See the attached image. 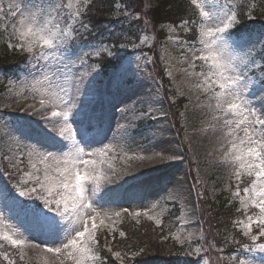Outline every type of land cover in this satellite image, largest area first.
<instances>
[{"label":"rangeland","instance_id":"1","mask_svg":"<svg viewBox=\"0 0 264 264\" xmlns=\"http://www.w3.org/2000/svg\"><path fill=\"white\" fill-rule=\"evenodd\" d=\"M92 1L61 0L67 11L61 13L58 27L73 35L66 37L57 50L41 58L39 53L46 49L41 48L39 42H33L32 53L15 46L25 26L21 25L20 17L11 15L10 6L18 12L20 7L25 6L22 0H0V8L3 9L0 11V67L6 63H20L17 54H27L28 62L32 60L28 71L22 73L27 63L15 80H4L3 70L0 69V87L4 89L0 92V235L10 241H23L22 244H12L20 249L21 264H78L81 253L62 248L64 234L54 235L47 229L39 228L34 211L20 210L19 205L22 204L19 201L44 208L43 199L38 197L46 195L47 188L51 187L53 195L48 197L50 201L63 195L71 206V198L64 189L57 187L60 178L57 168L71 171L79 167L81 174L88 175L84 182L88 191L84 193L87 204L78 211L90 229V235L84 238L89 252L82 264H102L109 256L115 264H129L131 261L157 264L163 257L155 245L165 248L168 241L169 245L179 247L204 238L211 243V225L215 214L207 219L205 212L202 234L194 183L199 188L198 193H206L205 210L207 205H225L227 199L237 207L240 219L234 224L249 242L230 254L222 253L223 249L229 248V242L225 247L211 244V249L203 242L199 246L201 251L197 247L192 249L195 254L188 252L189 262L202 258L197 264H264V250L258 247L264 244V236L260 235V228L264 227L260 224L264 213L258 206L264 197L257 195L260 184L255 175V165L260 162L246 157L243 161L245 166L240 167L241 161H234L231 157L228 161L222 159L231 148L230 142H236L238 148L242 147L239 140L244 138L245 127L252 130L248 124L252 117L248 116V120L240 123L246 112L232 116L216 109V94L221 92L218 84L222 81L212 76L206 84L200 73H208L209 64L195 58L206 54L198 51L204 46L201 32L206 27L215 26L212 20L205 19L192 3L202 19L197 23V40L189 39L190 31L196 25L184 21L178 26L165 24L156 27L151 23L148 12L159 0H135L134 7L141 6L139 19L142 21V16L145 17L149 32L141 36L140 43L135 40L127 42L128 37L126 42L114 48L113 44L97 39L78 46V52L74 53L70 42L77 20L72 14H82ZM237 1L198 0V3L209 12L210 17L213 14L218 20L232 17V24L225 35L231 37L230 45L232 41L241 39L243 43L239 47H229L220 62L227 63L230 58L232 67L250 78L244 95L246 102L260 115L264 105V90L261 87L264 84V59L259 54L264 53V37L256 33L240 38L230 34L239 23L233 10ZM246 1L249 6L247 15L251 19L259 0ZM131 7L120 0L113 4L111 10L107 5L104 8L106 20L102 23L114 19L116 23L110 30L123 32L128 26L120 25L123 18H128L127 9ZM96 8L93 7L86 17L100 23L102 16ZM65 16L71 23L63 19ZM153 45L157 49V69L163 71L170 83L166 88L170 100L174 106L183 100L177 115L183 126V141L190 153L192 169L183 161L181 144L152 73L151 57L145 52L133 51L141 46ZM102 54L123 61L121 69H124L126 82L122 77L117 78L118 69L106 75L99 62L94 60ZM34 58L36 61H33ZM224 74L228 76L232 72L225 70ZM132 77L135 79L131 80ZM205 88L208 90L205 91ZM219 100L226 108L225 97L220 96ZM243 107L244 104H241V109ZM53 111L60 112L61 116L53 117ZM64 113H67L66 120ZM174 118L177 121V116ZM261 118L264 119V115ZM85 119L88 123L84 124ZM226 120L231 123L226 124ZM238 123L240 128L236 127ZM230 130L232 135H227ZM60 131H63V137L56 135ZM68 138L71 139L67 145ZM77 143L86 154H90L83 156L91 161L87 166L78 164L73 155ZM49 153L51 156L44 159ZM236 154L233 152L232 156ZM2 161L14 170L17 181L7 182ZM249 164L251 168L247 166ZM46 175L56 179L45 180ZM254 181L257 184L255 189L251 187ZM41 182L46 185L45 190L40 189ZM33 187L37 188L34 193L30 191ZM246 188L248 192L244 191ZM21 191L26 194L21 196ZM198 195L200 199L201 194ZM173 205L178 207L180 215L173 232L167 233L172 223L165 217L170 214ZM51 207L55 209L56 204L53 202ZM225 207H229V203ZM60 210H63V203ZM44 211L48 209L44 208ZM69 213L71 215V207ZM89 218H94V221ZM123 219L136 223L147 219L157 227L163 226V232L156 239L148 232L145 239L149 244L139 248V252L135 253L139 257L135 258L133 252L136 245L132 243L144 236L145 228L141 226V231L129 230ZM93 222L95 228H92ZM98 231H101L98 235L104 242L98 240ZM253 236L258 239L253 240ZM48 248H61V251L49 252Z\"/></svg>","mask_w":264,"mask_h":264},{"label":"snow or ice","instance_id":"2","mask_svg":"<svg viewBox=\"0 0 264 264\" xmlns=\"http://www.w3.org/2000/svg\"><path fill=\"white\" fill-rule=\"evenodd\" d=\"M22 3L25 5L19 8V11H13L10 6V12L12 16L20 17L21 25H24V30L19 33L18 43L15 45L18 48L26 50L29 53L34 51V43L39 42V46L46 51L39 53V56L43 58L45 55L51 54L53 51L57 50L60 47V44H63L66 37L72 36V32L62 31L58 24L60 22L61 13L66 12L67 8L64 4L61 3V0H22ZM192 3L200 9L203 17L207 20H212L213 26L206 27L202 29V44L203 48L198 51L206 53L204 55L196 56V59L203 60L209 64L208 73H200L204 77L205 83L211 79L212 76L217 77L218 80L222 81L218 84L220 93L217 95V104L216 109L223 111L225 115L229 113L232 116L240 114L241 111L246 112L247 115L244 116L243 120L240 123H243L245 120H248V116L252 117V120L248 121V124L251 126V131L249 127L243 129V136L239 140V145L242 146L238 148L236 142H230L231 148L225 152L224 161H228L231 157L234 161H241L240 167H244L245 164L243 161L246 157L255 158L260 163H257L255 167L257 171L255 173L257 180L259 181L260 188L257 193L258 196L264 197V119L261 118L264 115V105L261 106V114L257 115V112L254 108L250 106L249 102H246L244 95V89L248 88V80L243 72L236 71L231 65V60L227 63H221L220 61L224 58V53L229 47H239L243 43V39L232 41L231 45L229 41L231 40L230 36H226V30L232 24V17H229L227 20H218L217 17L209 16V12L204 11L203 6L198 3V0H192ZM0 11H3L0 8ZM73 18L77 21H80V13L72 14ZM63 19L69 20V17L65 16ZM82 24V21H80ZM74 27V26H73ZM74 31L76 29L74 28ZM59 41V43H57ZM27 45V47H25ZM9 46H13L9 44ZM225 70L232 72V75L226 76L224 74ZM119 69L117 72L119 73ZM215 83V81H213ZM262 90H264V84L261 85ZM208 89L205 88V91ZM220 96H224V103L226 108H224L219 100ZM43 104V101H41ZM241 104H244L243 109H241ZM74 106V105H73ZM53 117L61 116L60 112L53 111L51 113ZM63 118L67 119V113L63 114ZM216 117H214L215 119ZM226 124L231 123L230 120L225 121ZM240 123L236 125L237 128H240ZM78 131V130H77ZM60 137H63V131L56 133ZM227 135H232L230 130ZM236 152L235 156H232V153ZM78 164L87 166L91 161L84 159L86 154L85 150L79 147L77 143L75 145V152L73 153ZM51 156L49 153L44 159H48ZM249 168L252 167L251 164L247 165ZM33 167H35L33 165ZM57 171L60 172V178L57 182V187L65 190V193L71 198V206H69L65 196L61 195L60 199L55 201H50L49 196L53 195V190L51 187H48L46 190V195L43 197H38L43 199L44 208H47L48 211H44V208L39 206H30L34 207V216L39 228L47 229L51 234L59 235L60 233L64 234L62 241L63 249H72L73 251H79L81 253L78 264L87 258V253L89 249L86 246L84 240L86 235H90V229L87 226V223L84 222V218L81 217L78 208L86 206L87 197L84 193L88 191L85 188L84 182L88 179L87 173L81 174L79 167L73 168L71 171L65 168L61 171L57 168ZM27 175V174H26ZM39 181V177L36 178ZM56 178L46 175L45 180L53 181ZM74 181V183H73ZM39 187L41 190H45L46 185L40 183ZM253 189L257 187L256 181L251 185ZM31 192H36L37 188L33 187ZM245 192H248L249 189H244ZM74 193V195H72ZM26 193L21 191L20 195L24 196ZM59 195V193H57ZM56 204V208L51 207L52 203ZM63 203V210H60V205ZM259 208L262 213H264V199L259 203ZM69 207H71V215L69 213ZM55 214H50V213ZM93 219L94 218H89ZM251 219V218H249ZM260 224L264 225V220L260 221ZM96 225L93 222L92 228H95ZM250 229V225H249ZM260 235L264 236V227L260 228ZM7 239V237H5ZM253 240L258 239V237L253 236ZM94 242V241H93ZM13 245L22 244V240H12ZM247 247V246H245ZM261 250H264V244L258 245ZM49 252L59 253L61 248H48ZM71 255V253H69ZM243 264V262H241Z\"/></svg>","mask_w":264,"mask_h":264},{"label":"trees","instance_id":"3","mask_svg":"<svg viewBox=\"0 0 264 264\" xmlns=\"http://www.w3.org/2000/svg\"><path fill=\"white\" fill-rule=\"evenodd\" d=\"M133 1L135 0H123V2L129 3L132 7H134ZM115 2L116 0H94L93 6L91 5V7L89 8L88 11L91 14L93 7L94 8L97 7L96 11L102 16L100 18L101 19L100 23L97 21L95 22L94 20L90 19L91 25L96 27L98 31L106 27L104 25H101L102 20H106L104 19V14H105L104 8L107 5H109L110 10H111ZM262 6L264 7V0H262ZM139 8L134 7V9L131 10V12L132 11L141 12V6H139ZM189 12H190V8H189L188 0H159L157 2V5L154 8L149 9L148 16L152 20L154 25H159L161 23H167V22L178 23L182 19L188 17L187 15L189 14ZM260 12L264 13V11H260ZM136 18H137V15L132 16V18L129 20L131 27H133V25L135 24ZM255 25L256 23H250L249 27H253ZM112 38H116V37H112ZM120 38H124L123 35H121ZM10 65L11 64L6 63V68L11 67ZM225 205L224 204H221L220 206L213 205V207H210V205H207V208L205 210L207 213V219H209L215 214V218L212 220V225H211L212 235L210 239H211V243L218 244V245H220L223 242L226 236L230 235L232 237L234 235V229L230 222V218L233 213L231 212L229 208L225 207ZM172 215L173 217L170 216L169 218H167V220L173 222L174 221L173 218L176 217V213ZM138 230L141 231L142 229H138ZM148 231L149 229H146L144 231V236H141L138 239V241H133L134 243L132 244L136 245L135 251L139 252V248L147 247L146 245L149 244V242L146 241L145 239L146 235H148ZM149 234H152L153 237L156 239V236L152 232H149ZM209 243H210V240H209ZM155 248L157 251H159L160 255L163 257L161 262L159 261L157 262L158 264H180L178 263L180 262V259L186 258L184 256L183 249L178 248V247H174L172 251L164 247H158V245H155ZM107 258L108 260L105 264H115V262L110 258V256ZM184 264H188V263H184Z\"/></svg>","mask_w":264,"mask_h":264}]
</instances>
